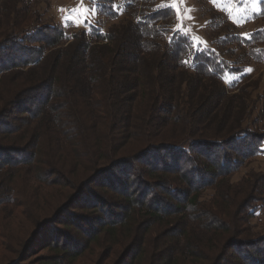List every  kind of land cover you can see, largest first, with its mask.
<instances>
[{"label": "trees", "instance_id": "1", "mask_svg": "<svg viewBox=\"0 0 264 264\" xmlns=\"http://www.w3.org/2000/svg\"><path fill=\"white\" fill-rule=\"evenodd\" d=\"M50 1L0 0V92L1 85L6 88L0 94V152L27 157L11 165L13 176L23 164L34 184L59 187L48 194L60 198L57 206L68 197L10 250L11 264L39 251L56 254L54 264H72L84 254L85 263L92 264L100 244L103 258L112 255L108 241L100 239L105 235L124 246L113 264H264V236L248 227L254 216L248 208L264 201V175L250 173L231 182L264 151V133L246 130L255 124H249L251 118L263 119L264 97L262 108L259 101L251 105L245 94L230 95L224 82L232 76L226 56L243 50L239 58L264 63V29L245 40L225 15L208 6L212 0H194L202 12L208 7L213 31L210 44L196 39L200 50L195 51L193 35L173 30L170 2L97 0L99 16L107 5L116 15L106 18L122 17L121 23L70 41L60 25L40 22L35 5ZM259 14L256 19L264 16V2ZM42 155L48 161L39 162ZM161 158L170 163L160 165ZM134 168V177L151 183L160 173L170 179L147 189L141 201L119 191L124 200L116 202V210L129 219H108L88 245L72 242L64 216L78 198L98 180L114 186L110 177L116 171ZM203 190L213 195L201 202ZM150 232L160 234L148 240ZM62 236L66 240L57 244ZM78 247L85 253L73 251Z\"/></svg>", "mask_w": 264, "mask_h": 264}, {"label": "rangeland", "instance_id": "2", "mask_svg": "<svg viewBox=\"0 0 264 264\" xmlns=\"http://www.w3.org/2000/svg\"><path fill=\"white\" fill-rule=\"evenodd\" d=\"M164 1L171 3L175 13L173 30L178 32L186 31L195 37L192 46L193 50H200L198 40H196L197 38L204 39L210 44L213 31H210L208 27L207 17L210 12L207 11V6L204 12H202L200 6L194 0ZM262 2H264V0H212L208 6H212L216 11L225 15L229 23L235 25L237 34L245 38V40H249V38H247L248 34L256 29H264V16L257 19L255 18V14H259L261 11ZM74 4L75 0H51L48 5L43 3L35 5V10L41 15L40 22L43 23V25H61L63 31L67 32L70 36V41H73V37L79 36L81 32L87 33L88 35H90L91 32L96 34L97 31L105 33L109 27H117L121 23L122 17L117 19L106 18L108 15L111 17L116 15V13L109 14L107 5H105L102 10L104 12L103 16H97L96 10L94 9L96 5L94 8H91L86 1L83 11L77 12L74 11ZM79 41L80 39H77L74 43H78ZM62 47L64 48L65 45ZM241 53L245 52L242 50L240 54L237 52L235 56H226L232 74V76H227L229 77L228 79L226 76L224 77L226 88L230 95H247L251 105H255L259 101L260 108H262L263 101L261 98L264 97V63L262 65L255 64L251 61L248 63V60L244 61L243 57L239 58ZM243 61L250 64L251 67L248 68L247 63ZM17 83L24 85L21 80ZM1 88L2 91L0 94H6V88L2 85ZM257 113L258 111L255 112L256 115ZM259 114L260 113H258V115ZM262 118L263 119L255 120V117H253L249 124L254 122V126L246 129V123H244L243 127L248 132L261 136L264 133V114H262ZM242 141L245 142L246 140ZM262 149L264 150V144ZM262 154H264V151ZM262 154H260L257 159L252 160L242 167L239 172L235 173L231 182L237 183L245 175L250 173L259 172L264 175V157ZM26 158L27 157L19 153L13 155L0 152V264H11L15 261V256H10V250L16 249L17 244L35 230L36 224L41 222V219H47L52 216L68 198L61 201L62 203L57 206L60 198L52 197L48 194L54 193L59 187H54L50 190L46 187L34 184L36 180L30 177V175H33L31 174L32 171L23 164L22 169L16 171V175L13 176L14 172L11 171V165L24 161ZM38 160L39 162H46L48 158L42 155L39 156ZM161 160L162 162H160V165L165 162L170 163V160L167 158H161ZM48 167L49 166H44L41 167V169L47 170ZM136 171L135 168L131 172L125 174L116 171L113 177H110V179L113 178L110 183H115V187L110 185L107 186L108 182H105V180H98L95 184L91 185L88 190H85V193L79 197L77 202L70 208V213L64 216V219H67L70 223V226H68L69 228L64 230V232L71 237L72 242L76 241V244L84 243L88 245L87 239L89 236L97 234L100 230V225L102 223H107L108 219H129L123 211L116 210L119 207V204L116 202H120L122 199L124 200L123 196L119 194V191H123L127 194L135 193L131 200L134 198L140 199L141 201L140 195H143L147 189H157L156 185L170 179V176L160 173L159 176L161 178L158 180L156 179L155 183H151L144 176L139 175L134 177ZM42 172L45 174L44 171ZM52 173L55 174V172ZM107 181H109V178ZM71 193L73 194L74 191L70 190L68 196ZM153 193L159 197H163L158 190ZM200 193L201 202L207 201L213 195V192L210 190H203ZM151 195H149V197ZM112 197H114L113 200L111 199ZM261 197L264 198V191ZM127 204L128 203H125L122 206H127ZM248 209L251 210V214H254V216H252L253 218L249 220L250 225L248 227L257 235L264 236V201L257 202ZM110 213H113V216H110ZM244 213L247 212L244 211ZM239 217H242V215L240 214ZM60 227L65 226L61 225ZM159 234L160 232H150L147 234V239L151 240L152 237ZM54 236L55 232L47 238L52 240ZM100 239L108 241L107 245L112 247V255L103 258L102 255L106 253V250L102 251V244H100L101 247L97 248L92 253V264H113L123 252L124 246L119 247L118 240L114 244L111 235H105ZM64 240H66V237L62 236L60 240L57 241V244H62ZM94 246L95 244L91 245L88 251L93 249ZM74 249L76 250L73 251H82V253H85V250H81L80 247ZM114 251H118V253L114 255ZM37 255L39 256L34 258ZM37 255L28 257L21 264H37L40 259H53L52 264H54L55 257L57 256L56 254L43 251H39ZM18 259L19 257L17 260ZM135 262L136 261H133L131 264H136ZM72 264L90 263H85L84 254L83 257L77 259L76 262Z\"/></svg>", "mask_w": 264, "mask_h": 264}, {"label": "crops", "instance_id": "3", "mask_svg": "<svg viewBox=\"0 0 264 264\" xmlns=\"http://www.w3.org/2000/svg\"><path fill=\"white\" fill-rule=\"evenodd\" d=\"M86 1L89 3V6L91 8H94L97 0H75V4H74V11H77V12H82L83 11V7L85 6L86 4ZM96 10V8H94ZM80 14V13H78ZM97 14V12H96ZM258 15V14H255V16ZM98 16V14H97ZM59 25V24H57ZM61 26V25H60ZM82 27V26H81Z\"/></svg>", "mask_w": 264, "mask_h": 264}, {"label": "built area", "instance_id": "4", "mask_svg": "<svg viewBox=\"0 0 264 264\" xmlns=\"http://www.w3.org/2000/svg\"><path fill=\"white\" fill-rule=\"evenodd\" d=\"M263 155V157H264V154H262Z\"/></svg>", "mask_w": 264, "mask_h": 264}]
</instances>
